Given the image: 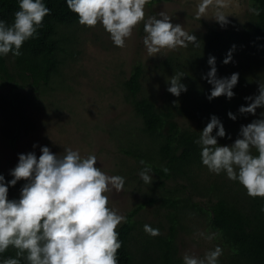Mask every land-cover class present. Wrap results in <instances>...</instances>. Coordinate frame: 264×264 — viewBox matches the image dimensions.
Listing matches in <instances>:
<instances>
[{
  "label": "rangeland",
  "instance_id": "obj_1",
  "mask_svg": "<svg viewBox=\"0 0 264 264\" xmlns=\"http://www.w3.org/2000/svg\"><path fill=\"white\" fill-rule=\"evenodd\" d=\"M198 2L162 0L151 3L148 0L144 9L145 21L150 16L158 17L160 12H165L173 24L178 23L188 33H193L199 43L198 46L189 43L187 47L163 50L153 57L148 55L143 44L145 21L135 26L123 48L114 45L109 33L100 24L92 28L79 23L60 26L59 37L67 39V51L61 56L63 63L59 76L47 87L32 86L15 92L20 97L17 108H12L9 102L0 98V174L4 175L5 181L13 179L10 172L18 164L19 154L35 152L39 157L43 146L58 155L67 148L78 150L85 157L94 154L97 167L103 172L125 178V186L121 191L107 193L109 206L127 218L130 212L144 204L134 217L135 237H140L139 240L146 235L145 224L159 229V233L168 230V213L172 208L164 206L162 201L168 196V189L187 187L184 190L192 194V201L206 206L208 197L200 195L190 181L166 180L162 184L164 177L152 168L156 163L143 158L151 153L152 138L143 131L142 119L126 101L123 84L134 65L142 64V95L154 99L159 107L172 108L183 128L198 129L201 124L205 128V120H191L187 114L180 112L181 101L167 91V78L175 72L163 64L173 60V63L184 65V70L191 68L200 72L203 78L210 70L208 58L211 56L203 49L206 35L216 29L240 43L238 47L231 46L230 63L216 60L219 78L239 73V92L227 111L237 119L232 120L226 112L227 119L223 123L226 135L222 137L223 142L219 140L218 144L231 146L240 138L241 126L262 118L264 108H258L254 115L239 112L241 106L250 103L245 98L258 95L259 83L264 82V54L251 50L249 42L245 40V34L248 37V25L253 19L251 0H228L225 9L229 15L228 23L223 27L211 18V14L208 18L197 19L195 13ZM198 87L210 93L212 85L203 78L198 82ZM4 93L7 98L11 97L8 91ZM140 160L151 165L152 183H145L140 178L139 172L143 167ZM196 173L198 175L193 181L200 187L214 182L232 181L225 173H212L204 165ZM23 186L20 181L15 186L9 185L8 198L18 197ZM237 192L241 194L243 190ZM187 193L179 195L185 197ZM217 234L209 227L206 214L187 211L179 227L181 263L184 264L183 256L186 253L203 257L208 250L220 246ZM209 235L213 237L210 240L207 239ZM228 255L227 248L226 251L223 249L219 261Z\"/></svg>",
  "mask_w": 264,
  "mask_h": 264
},
{
  "label": "clouds",
  "instance_id": "obj_2",
  "mask_svg": "<svg viewBox=\"0 0 264 264\" xmlns=\"http://www.w3.org/2000/svg\"><path fill=\"white\" fill-rule=\"evenodd\" d=\"M148 0H66L68 8L78 15L80 25L92 28L97 24L109 33L115 46L123 48L133 29L145 21V5ZM228 0H199L196 18H211L222 27L228 23L225 9ZM44 0H19V10L11 24L0 19V57L22 55V45L38 37L42 22L50 14ZM250 11L259 15L258 8ZM143 44L149 56L163 50L198 46L197 37L188 33L180 24H173L165 12L150 16L144 22ZM235 46H233L234 48ZM232 60L230 50L223 63ZM210 70L203 77L212 85L209 101L226 96L231 99L238 84L239 73L229 77L217 76L216 58L209 56ZM183 72L167 78V91L179 97L187 91L182 82ZM250 103L241 106L240 113L255 114L264 108V82L259 83L258 95L246 97ZM229 117H237L229 112ZM246 126H241L240 138L231 146L218 144V137H225L223 123L213 115L200 136L194 142L200 146L201 162L215 174L225 173L237 181L251 197L264 198V113ZM214 130L215 134H214ZM35 147V146H34ZM255 149L256 154H253ZM139 172L145 183H152L151 165L145 160ZM163 172L169 169L163 167ZM13 177L5 181L0 174V254L10 247L16 249V257H9L0 264H119L117 253L122 246L118 239V226L127 218L109 206L107 193L121 191L125 178L107 175L97 167L94 154L82 156L78 150L65 149L63 154H54L49 147L35 152L19 154L18 164L11 170ZM27 183L21 189L18 200L8 198L9 185L18 181ZM264 211V208L261 209ZM144 231L156 236L159 229L148 224ZM212 235L207 239H212ZM222 249L217 245L203 257L185 254L184 264H219Z\"/></svg>",
  "mask_w": 264,
  "mask_h": 264
},
{
  "label": "trees",
  "instance_id": "obj_3",
  "mask_svg": "<svg viewBox=\"0 0 264 264\" xmlns=\"http://www.w3.org/2000/svg\"><path fill=\"white\" fill-rule=\"evenodd\" d=\"M160 1L162 0H150L151 3ZM251 2L253 8L259 9V15L253 13L245 40L249 42L251 50L264 54V0ZM44 3L51 11L44 18L38 37L29 39L22 45L21 56L9 54L0 57V98L9 102L12 108H17L20 103L19 93L15 92L27 87H47L59 76L63 63L61 56L67 51V39L59 37L58 29L63 25L78 23V15L68 8L66 0H44ZM18 10L19 0H0V19L8 24L13 22ZM232 39L233 37L228 38L223 32L212 29L206 35L203 49L222 62L231 46L240 45ZM163 66L171 68L175 73L185 74L182 82L187 85V91L182 92L179 97L175 96L182 103V114H187L191 120H205L206 123L213 115L222 123L226 121V112L233 105L239 85L233 89V98L220 96L209 101L207 97L210 93L198 87V82L203 79L200 72L191 68L186 71L183 69L184 65L173 63V60ZM143 74L142 64L134 65L129 78L123 83L126 101L142 119L143 131L152 138L153 145L149 149L151 153L143 158L156 163L152 168L164 177L162 184L166 180L190 181L199 194L207 196L208 200L207 205L202 206L192 201V194L185 191L187 187L168 189V196L162 199L164 206L172 208L168 213V230L156 236L146 233L141 240L140 237H135L134 217L144 204L138 206L129 213L127 222L117 228L118 239L122 242L117 253L119 264H182L178 247L179 227L187 211L208 216V225L218 233L220 247L229 251V255L219 261V264H264V211H261L264 208V198L249 196L237 181L214 182L203 187L193 181L198 175L196 171L203 169L201 148L194 141L199 138L204 126L201 124L198 129L193 130L183 128L172 108L159 107L154 99L142 95ZM6 91L11 95L10 98L3 94ZM217 140L223 142L221 137ZM252 151L256 154L255 149ZM163 167H167L169 171L164 173ZM20 183L25 185L27 181L20 180ZM227 186L234 188L228 189ZM238 190H243V193H238ZM180 193L187 195L181 197ZM20 195L10 200H18ZM9 257H16V249L10 247L0 254V261ZM20 259L21 264H27L23 258Z\"/></svg>",
  "mask_w": 264,
  "mask_h": 264
}]
</instances>
